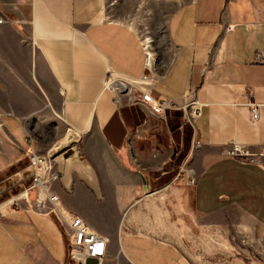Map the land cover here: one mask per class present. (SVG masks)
<instances>
[{
	"label": "crops",
	"instance_id": "0c3cea01",
	"mask_svg": "<svg viewBox=\"0 0 264 264\" xmlns=\"http://www.w3.org/2000/svg\"><path fill=\"white\" fill-rule=\"evenodd\" d=\"M172 6V57L151 89L199 105L193 185L187 172L160 169L167 159L160 149L152 157L136 113L115 102L107 76L139 79L145 54L131 27L105 16V0H0V264L63 263L65 228L20 192L35 197L25 152L53 161L68 145L70 186L58 174L49 192L63 214L107 239L106 263L264 264V62L255 60L264 55V0ZM247 103L258 104L256 122ZM233 147L247 158L227 156Z\"/></svg>",
	"mask_w": 264,
	"mask_h": 264
},
{
	"label": "rangeland",
	"instance_id": "374dc122",
	"mask_svg": "<svg viewBox=\"0 0 264 264\" xmlns=\"http://www.w3.org/2000/svg\"><path fill=\"white\" fill-rule=\"evenodd\" d=\"M175 1L105 0V16L108 19L124 22L138 35L143 48L145 46L144 50L148 53L147 56L149 55L147 59L151 70H146L145 72H151L156 79L164 74L172 57L166 22ZM112 79L113 76L108 75L106 81ZM117 79L125 83L123 77L121 78L120 76ZM126 85L127 91L115 89L114 93L118 96L122 105L136 113L137 118L133 124L134 130L144 128L150 140L151 149L154 150L152 157H156V153L160 149V158L164 157L167 159L166 163L160 166V169L170 170L172 173L177 174H185L187 172L190 177H195L198 167L191 161L192 155L197 152L201 153V150L197 147L193 137L191 124L184 122L181 118V112L176 109L169 108L163 112H154L151 106L141 100L144 93L136 84ZM152 85L150 86L149 96L156 97L152 94ZM161 85L162 81L157 83L153 90L155 92L162 91ZM164 145H166V152L163 151ZM151 169L157 170L156 167ZM44 211L56 222L58 227L65 228L67 235H69V230L58 212L46 206ZM106 255L107 245L101 264H108L106 263ZM115 255H119V252H116ZM62 264H80V262L70 259L66 252ZM85 264L97 263L93 259H87ZM111 264H117L116 259Z\"/></svg>",
	"mask_w": 264,
	"mask_h": 264
},
{
	"label": "built area",
	"instance_id": "2783aa9c",
	"mask_svg": "<svg viewBox=\"0 0 264 264\" xmlns=\"http://www.w3.org/2000/svg\"><path fill=\"white\" fill-rule=\"evenodd\" d=\"M5 18L0 14V23L4 22ZM233 28L232 24H225L223 27V32H229ZM145 54V68L147 62V53ZM255 60L258 62H264V55L260 52L255 54ZM146 71V70H145ZM111 75V74H109ZM130 84H136V81L144 80L145 78L151 79V85L156 80V77L151 76L150 72H144L139 79H131L123 77ZM129 84V85H130ZM115 89H113L114 91ZM115 94V93H114ZM119 98L115 94V102L119 103ZM144 103H147L154 112H163L165 109H176L181 112V118L184 122L192 124V121L199 116V105L193 98L185 97L183 102L178 105L163 98L161 96L150 97L149 95L143 94L142 99ZM249 110L250 122H256L258 119V104L247 103ZM225 154L231 158H241L247 155L238 147H233L231 149L224 150ZM28 159L29 165L31 167V182L29 189L34 192V199L30 202L27 199L25 190L20 192L21 198L25 201L28 207L35 209L38 212L45 213L44 207H50L52 210L59 209V200L56 195L49 192V186L51 182L58 179V173L52 161V154L46 156H38L33 151H28L24 153ZM195 182L194 177H190L188 183L193 185ZM13 200V198L11 199ZM57 212V211H56ZM60 217L65 223L67 229L69 230V240L67 255L70 259L80 262V264H85L87 259H93L97 264H101L106 250V238L101 235L94 234L89 231L82 221L75 216H70L60 212ZM68 234V233H67Z\"/></svg>",
	"mask_w": 264,
	"mask_h": 264
},
{
	"label": "water",
	"instance_id": "95a60500",
	"mask_svg": "<svg viewBox=\"0 0 264 264\" xmlns=\"http://www.w3.org/2000/svg\"><path fill=\"white\" fill-rule=\"evenodd\" d=\"M75 146L68 145L63 149L54 150L53 162L57 166V173L60 176V181L65 189L68 190L71 182V170L74 168L71 165V159L75 156ZM87 182L90 189L98 196L97 184L95 177L90 169H88Z\"/></svg>",
	"mask_w": 264,
	"mask_h": 264
},
{
	"label": "bare ground",
	"instance_id": "6f19581e",
	"mask_svg": "<svg viewBox=\"0 0 264 264\" xmlns=\"http://www.w3.org/2000/svg\"><path fill=\"white\" fill-rule=\"evenodd\" d=\"M144 48H145V46H144ZM146 70H148V71L151 70L150 67H149L148 59H147V62H146ZM150 74H151V76H153L151 72H150ZM111 75L113 76V79L109 81V84L112 86L113 89H118L120 91H127L128 90V88L126 87L127 86L126 84H130L128 81H126L124 79V82L126 83L125 84L122 81H120L119 79H117V78L120 77L119 75L114 74V73H112ZM150 80L151 79H149V78H145L144 80L136 81V85L138 86V88L147 96L150 93V86H151V81ZM112 83H113V85H112ZM57 210H58V212H62L61 209H57Z\"/></svg>",
	"mask_w": 264,
	"mask_h": 264
}]
</instances>
